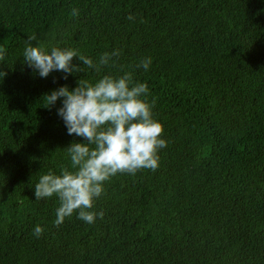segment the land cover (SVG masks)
Segmentation results:
<instances>
[{
	"label": "trees",
	"instance_id": "1",
	"mask_svg": "<svg viewBox=\"0 0 264 264\" xmlns=\"http://www.w3.org/2000/svg\"><path fill=\"white\" fill-rule=\"evenodd\" d=\"M29 43L120 55L101 73L41 78ZM0 71V264H264V99L245 102L239 79L264 78V0H0ZM124 71L155 100L160 166L106 181L102 219L57 227L58 199L34 187L83 138L44 96Z\"/></svg>",
	"mask_w": 264,
	"mask_h": 264
},
{
	"label": "clouds",
	"instance_id": "2",
	"mask_svg": "<svg viewBox=\"0 0 264 264\" xmlns=\"http://www.w3.org/2000/svg\"><path fill=\"white\" fill-rule=\"evenodd\" d=\"M72 16L79 15L73 9ZM129 20H135L129 14ZM30 39H36L31 37ZM120 50L104 52L94 60L79 49L62 46L29 43L23 50V62L41 78L53 71H62L67 79L70 74L94 70L101 73ZM78 58L81 64H74ZM152 58L140 59L138 68L148 70ZM4 76L5 72L0 71ZM134 71L122 74L106 73L98 79L81 78L78 86L67 85L45 94L46 106L61 101L57 114L63 120L68 135L82 137L65 149L70 166L59 170L49 169L39 175L34 187L36 200L56 197L58 207L53 223L59 227L66 218L77 214L78 219L93 224L103 218V210H94V203L105 190V182L118 173L135 175L141 169L157 170L160 166V150L167 147L164 126L154 116L155 100H148L150 90L147 82L134 78ZM239 79L245 94V102L254 103L264 99V78L243 77ZM45 228L37 224L33 234L39 238Z\"/></svg>",
	"mask_w": 264,
	"mask_h": 264
}]
</instances>
